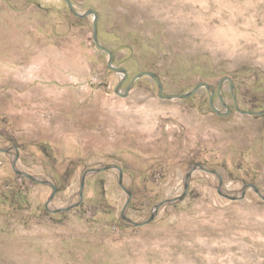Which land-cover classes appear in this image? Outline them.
<instances>
[{"label": "rangeland", "instance_id": "obj_1", "mask_svg": "<svg viewBox=\"0 0 264 264\" xmlns=\"http://www.w3.org/2000/svg\"><path fill=\"white\" fill-rule=\"evenodd\" d=\"M0 0V264H264V0ZM229 108L216 114L204 88ZM228 77L233 87L230 88ZM126 96L114 93V89ZM212 105L226 110L219 99ZM51 182L55 192L12 169ZM125 215L147 225L122 222ZM47 202H49L47 204ZM47 204V205H46Z\"/></svg>", "mask_w": 264, "mask_h": 264}, {"label": "water", "instance_id": "obj_2", "mask_svg": "<svg viewBox=\"0 0 264 264\" xmlns=\"http://www.w3.org/2000/svg\"><path fill=\"white\" fill-rule=\"evenodd\" d=\"M66 5H67V8L68 10L76 17L78 18H85V17H88V16H92L93 17V41L94 43L96 44V46L105 51L108 55H109V62H108V67L115 71V72H119V73H122L124 75V77L126 78V71L124 69H120V68H114L111 66V55H110V50H108L107 48H104L102 47L101 45L98 44L97 42V38H96V23H97V20H98V14L94 11V10H87L86 12L84 13H79L78 11H76V9H74L72 3L69 1V0H63ZM143 76H148V77H151L155 82H156V85H157V88H158V97L161 98V99H165V100H172V99H180V100H183V99H188L190 98L192 95H194L198 90L204 88L205 90H207L208 92H213V88L212 86L208 85V84H205V83H200V84H197L190 92L188 93H184V94H172V95H162V86H161V83L158 81L157 79V76L151 72H142V73H139L137 76L133 77L131 80H130V84L131 85L134 81H136L138 78L140 77H143ZM225 80H227L229 82V85H230V88L233 87V83L232 81L226 77ZM222 81L221 80L217 86V96H218V99L222 105V107L226 110L225 112L223 113H220L211 103V101L209 102V105L211 107V109L216 113V114H221V115H226L230 112V108L224 104L221 96H220V88H221V84H222ZM129 92V86L125 89V92L124 94H120L118 91H117V88L114 89V93L115 94H119V95H122V96H126ZM231 96L233 97V100H234V110L236 112H238L239 114L241 115H247V116H262L264 115V110H261V111H245V110H240L236 103H235V99H234V95L233 93H231ZM13 151H14V160L12 162V169L14 171V173L18 176H21V177H24L28 180H31L33 182H36V183H39V184H42V185H48L51 190H52V194H51V197H50V200L52 199L53 195H54V192H55V186L49 182V181H46V180H42V179H38V178H35L34 176L28 174V173H25L23 171H20L18 169H16V161L18 159V149L16 147L13 148ZM0 152L2 153H12V149L11 148H0ZM198 168L200 171H203V172H206V173H211V174H214L216 176H218L219 178V183H218V187H217V192L220 196L228 199V200H232V201H235V200H242L245 196V192L247 189H252L253 192H255L261 199L264 200V196L262 195V192L260 191V189L258 187H256L255 185L253 184H246V185H243L242 186V189H241V193L240 195L236 196V195H232L228 192H225V190L222 189V181L219 177V175L217 174V172L215 170H210V169H207L201 165H194L191 169L194 170ZM112 169H116L117 172H118V184L119 186L122 188V190L127 194V199H126V202L124 204V206L122 207L121 211H120V217H121V220L122 222H125L133 227H140V226H143V225H147L149 224L150 222H152V220L154 219V217L156 216L159 208L163 205H170V204H175L177 203L178 201L182 200V198L184 197L186 191H187V188H188V182H187V179L189 178V175H190V172H188L187 176H186V180L184 182V185H183V193L178 196L177 198L175 199H167L165 201H162L160 202L159 204H157L153 209H152V212L150 214V216L142 221V222H135L133 220H131L130 218H128L126 215H125V212H126V207L128 205V203L130 202V197H131V193L129 190H127L123 184H122V177H123V174H122V171L121 169L117 166V165H114V164H110V165H104V166H101L99 168H90V169H86L85 171H83V173L81 174V178H80V183H79V201L77 203H75L74 205H71L69 207H66V208H61V209H53V210H48L50 211L51 213L53 214H59V213H64L66 211H69L70 209L74 208V207H77L81 201V198H82V190H83V186H84V181H85V177L88 175V174H93V173H99V172H102V171H108V170H112ZM49 202H47L48 204ZM46 204V205H47Z\"/></svg>", "mask_w": 264, "mask_h": 264}, {"label": "flooded vegetation", "instance_id": "obj_3", "mask_svg": "<svg viewBox=\"0 0 264 264\" xmlns=\"http://www.w3.org/2000/svg\"><path fill=\"white\" fill-rule=\"evenodd\" d=\"M212 97H213L214 99H218V96H217V88H216L215 90L213 89V92L209 93L208 103H209L210 101H212Z\"/></svg>", "mask_w": 264, "mask_h": 264}]
</instances>
